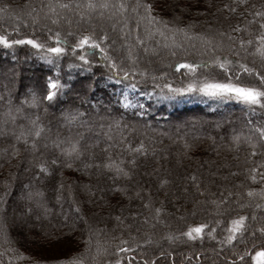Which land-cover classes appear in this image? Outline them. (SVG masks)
<instances>
[{
    "label": "trees",
    "instance_id": "1",
    "mask_svg": "<svg viewBox=\"0 0 264 264\" xmlns=\"http://www.w3.org/2000/svg\"><path fill=\"white\" fill-rule=\"evenodd\" d=\"M90 2L97 7L88 8ZM105 3L109 7H99ZM257 12L264 13V0H0V34L45 44L39 54L27 44L0 46V112L7 108L1 100L9 99L17 107L8 112L13 117L17 111L21 114L14 119V128L30 125L36 113L56 135L50 145L44 134H36L38 126L35 138L6 135L0 151V216L10 215L12 222L3 224L0 264L58 260L141 264L143 255L151 258L148 264H196L209 254L215 263L203 264H258L253 253L264 249V109L198 91L170 94L165 87L225 79V71L211 63L217 58L257 66L264 73V58L256 52L257 37L264 35V16ZM85 35L103 53L86 46L74 54L69 46ZM57 38L66 52L58 58L48 54L53 56L51 62L41 59L48 47L56 46ZM241 40L252 43L241 47ZM81 54L91 63L80 61ZM157 55L170 61L169 72L150 74L134 66ZM112 62L121 73L109 80L114 75ZM182 63L198 67L195 73L177 69ZM123 71L129 72L127 80ZM247 78L255 83L253 77ZM49 79L66 85L58 102L25 103L33 94L45 95ZM130 83L143 97L137 105L125 107L121 89ZM150 93L153 96L143 100ZM73 116L93 124L80 129L79 139L74 136ZM111 124L117 131L113 128L115 136L108 135L110 139L96 144L85 139L97 138L93 130L98 125ZM163 152L168 174L162 178L157 172L160 164L153 163L149 172L145 168ZM40 164L46 172L40 171ZM117 168L123 172L118 174ZM211 172L220 175L212 177ZM221 174L229 176V184L219 183ZM180 183L186 191H179ZM24 190L30 200L43 201L44 218L54 226L17 234L15 227L30 219L15 215L18 194ZM191 196L197 200L190 202ZM255 213L259 222L253 219ZM239 216L246 218L245 230L231 244L222 243L231 221ZM34 217L43 219L36 213ZM256 222L258 232L252 227ZM199 224L207 225L202 237L190 240L182 235ZM157 229H165L167 237H158ZM60 242L69 248L61 258L37 255V249Z\"/></svg>",
    "mask_w": 264,
    "mask_h": 264
},
{
    "label": "snow or ice",
    "instance_id": "2",
    "mask_svg": "<svg viewBox=\"0 0 264 264\" xmlns=\"http://www.w3.org/2000/svg\"><path fill=\"white\" fill-rule=\"evenodd\" d=\"M243 2V0H241ZM61 8H67L69 5L67 4H61L59 5ZM88 8H95L97 5L93 3L87 4ZM99 7L107 8L109 7L108 4H101ZM120 9H124L125 5L120 4ZM147 10L150 15V6H147ZM257 16H264V13L257 12ZM55 22V21H54ZM262 28H264V25H261ZM257 40L260 41L259 47L256 49V52L261 56V58H264V35L258 36ZM90 37L85 35L82 38L79 39V41L75 45H70L69 47L72 48L73 53L75 54L76 49H85V47H94L99 48L100 52L103 53L104 49L100 48V45L95 41L91 40V43H89ZM67 43V41H65ZM247 44H251L252 41H240L241 47H243ZM31 45L34 49L39 51H42L45 48L44 43H40L35 39L31 38H25V39H18L13 40L10 39L5 34H0V46H3V48H13L16 45ZM66 52V49L60 46L59 38H57L56 46L54 47H48L47 52L41 56V59H47L50 62L53 59V56H50L48 54H54L55 57H59L63 55ZM175 55V53H173ZM107 59V58H106ZM79 60L83 61L85 63H91V61L87 60V56L85 54H81L79 56ZM211 63L218 65L220 69H223L226 73L225 75V81L221 82L217 81L215 79L209 80L207 78H204L200 81L199 84L195 82L188 83L186 87H179V88H173L171 84L165 85L169 89L170 94H188L195 91H198L200 93H203L207 96H213V97H219L220 99H236L238 101H242L245 104H247L250 108L252 106H259L261 109H264V73L257 70L255 67H249L247 64L241 63L240 61H232L228 60L226 57L224 59L217 58ZM76 65H69V67H74ZM230 66H236L238 67V72H236L234 75L232 74ZM111 69L114 70V75L109 76L108 79L112 80L116 78L118 74L121 73V70L118 68L115 62H112L110 65ZM177 69L183 67L187 69L190 72L195 73L198 64L197 63H182L176 65ZM244 73L247 74L249 77H253L255 79V83L249 82V83H242L239 79L240 74ZM122 75L125 80L129 77V72L123 71ZM235 81V82H233ZM66 85L61 83L58 79H49L46 85V94L42 97L38 98L35 94H33L31 101H25V103H32L36 104L38 102V99H42L45 102H49L50 104H55L58 102V98L62 91L65 89ZM126 87L135 89L137 85L135 83L127 84ZM159 87V85H157ZM168 98H171L169 95ZM130 105L126 104L125 107H128ZM143 111V110H142ZM77 115H83L82 113H77ZM72 119H75V117H71ZM39 135V131L36 133ZM261 136L264 137V130H261ZM234 139H239V137H234ZM142 148V145L140 146ZM140 149H136L134 151H139ZM73 151H75V148H73ZM255 154V153H253ZM135 161H130V163H134ZM67 167H71V164H67ZM41 172H46L47 168L44 166V164L38 165ZM88 167V165H86ZM105 167H112V164H106ZM254 171V170H253ZM118 174L120 172H123V169L117 168ZM124 175H127V172L123 173ZM256 177L253 176L252 179H255ZM195 180V177L192 178ZM197 191H199V188H197ZM251 195V193H249ZM215 203V202H214ZM161 210L156 209L157 214H159ZM245 217L239 216L236 219H233L231 221V226L228 229V234L226 238L222 241L224 244H231L234 240H237L238 236L237 234H242L245 230ZM207 228L206 224H199L195 227H189L186 232L182 233V235L188 237L190 240H196L204 234L203 230ZM210 237L212 236V232L207 233ZM171 239V237H169ZM214 238V237H213ZM257 255H260V253H257ZM239 259H242V257H239ZM56 264H81L80 261H56ZM119 264V262H117Z\"/></svg>",
    "mask_w": 264,
    "mask_h": 264
},
{
    "label": "rangeland",
    "instance_id": "3",
    "mask_svg": "<svg viewBox=\"0 0 264 264\" xmlns=\"http://www.w3.org/2000/svg\"><path fill=\"white\" fill-rule=\"evenodd\" d=\"M144 53H147V52H144ZM126 55H128V54L126 53ZM154 55H155V53H154ZM117 56L115 58H117ZM164 56H166V55L164 54ZM118 57H120V56H118ZM150 63H154V66L150 65ZM134 66H136L138 68H141V67L142 68H145L146 70H148L150 72V74L153 73V72H155V71L156 72L158 71V72H164V73H166V72H169V70H171L170 61L169 62H167L165 60L162 61L160 59V55L155 56V58H153V57H146V58H144V61L143 62L134 63ZM230 68H231V71H232V74L233 75L238 71L237 70L238 68H232L231 66H230ZM256 68H257V70L260 71V68L259 67L256 66ZM239 79H240V81L242 83H249L250 82L249 79L247 78V74H244V73H241L240 74ZM252 79H254V78H252ZM209 80H212V79L210 78ZM217 81L226 82L225 79H223V77H221L220 79H217ZM233 82H235V81H233ZM0 94H1V91H0ZM121 94H122V97H123V104L124 105L128 104L130 106H134L135 104L137 105L138 104V100L143 97L142 94H140L136 88L135 89H132V88H128V87H123L121 89ZM151 96H153V95L150 93L147 97H144L143 100L149 99L148 97H151ZM21 97L22 96H19L20 99H21ZM184 101H187V99L184 100ZM1 102L3 104H5L7 106V108H5L3 110V113L0 112V151H1V148L4 146V143H5L4 140L6 138V135H9V133H13L14 136H16V137H30V136H32L33 138H35L36 134H34V129L36 128V126L39 127V132H41L42 134H44L45 139H46L48 145H50V143H52V142H50V141H52V139H56V135H54L55 133L52 134V128H50L48 126L47 122H45L44 120H41L40 119V118H42V116H39V115L37 116L36 113L33 114L32 119H31L32 123L30 125H28L26 127H22V128L21 127L20 128H16V127L14 128L13 121H14L15 118L20 117L21 114L17 111L15 113V116L13 117L8 112L9 111L8 108H16L17 106L14 105V104H12L11 102H9V99H7V100H3L2 99ZM72 125H73V128H75V130H76V134L74 136H75V138H78L79 139V136L81 135L80 129L83 128V127H86V126L87 127H92L93 124L91 123L89 125L86 120H83L81 118H76L74 120V123ZM103 128H105L106 131H105V129L103 130ZM113 128L114 129L117 128L116 124H111L109 126L98 125V128L95 129V130H93L91 128L93 130V133L97 136V138H90L89 137V138H85V139H87V141L91 140L95 144L97 142L101 141L102 139H110L109 136L110 137L111 136H115L114 131H112ZM77 130H78V132H77ZM104 132H107V134H105ZM95 144H94V146H95ZM37 155H38V153L37 154H34L32 156L36 157ZM90 159H91V161H94V155H92ZM165 160L166 159H165L164 152L161 153L160 155H156L154 158H152V159L149 160V162L147 164L148 166L145 168L146 171L149 172V169L151 168L150 166L153 165V163H157V164H160L161 165V169L157 171L159 173V176L162 177V178L163 177H166V175L168 174V172H167L166 166L164 164ZM218 175H220V173L211 172V176L212 177H217ZM221 175H223V176H219L220 177L219 178V180H220L219 183H221V184H229V176H224V174H221ZM94 177L99 178V172H95L94 173ZM235 177L236 176H234L232 178L235 180ZM37 180L42 181V179L41 180L40 179H37ZM180 184H182V186H181V188H180L179 191H182V190L183 191H186L185 190L186 185L184 183H180ZM141 185L142 184H138L137 187L139 188V187H141ZM25 193L26 192L24 190L22 192V194H18L19 208L17 210L19 211V213H17L16 212L17 210H16L15 211V215L16 216L19 215V214L25 215V216L30 215L29 216L30 219H29V221L26 220V222L23 223V225L21 224L22 226H19V227L16 226L15 227V230L17 231V234L20 235L21 232L24 229H28V230L29 229L46 230V229H49L52 226H54L55 225L54 222H52L51 220H48V219L44 218V216H45V215H43L44 214V211H43L44 208L42 207L44 205L43 201H41V202H34V201L30 200L29 199V196L25 195ZM187 194H189V193L186 192V196H187ZM188 199L190 200V202H194V201L197 200V198L195 196H191ZM236 201L238 202L239 200H236ZM238 203H241V201L238 202ZM56 208H57V206H56ZM35 213H36L37 216L43 217V219L40 222H39V220H37L34 217L35 216ZM49 213H50V211H49ZM49 213H47L46 215L48 216ZM262 216H264V215H262ZM253 217H254L253 218L254 220H256L257 222H259L260 216H259L258 213H255L253 215ZM263 219H264V217H263ZM11 222H12V220H11V216L10 215L7 216V217H5V218H3L2 215L0 216V233H1L0 235H1V237L3 235V238H4V235L6 233V230L4 229L3 224L5 226H8V225H10ZM257 222L256 223H253V226H252L253 227V231H255V232L260 231V230H258L259 229V226H260V223H257ZM157 230H159L158 231V237H161V236L167 237V232L165 231V229H157ZM3 231H4V234H3ZM99 241H100V239L98 238L96 242L98 243V246H101V244H100ZM68 249L69 248H67V245L61 244V242H60V243H55L54 245L53 244H50L46 248H43L42 247V248L37 249L38 250L37 255L41 256L42 258H44L46 260L47 259H50V257L55 258V257H59L60 256V258H61V255L62 254L65 255V254H67L69 252ZM219 249L220 248H218V250ZM60 253H62V254H60ZM220 253L221 252L219 251V254ZM257 253H260V255H257ZM223 255H224V253H223ZM213 256H214L213 254L212 255L209 254L205 258H201L196 264H203L204 261H208L209 263L210 262L215 263ZM174 259H175L174 263H178L179 262V259H178V257L176 255H175ZM253 259L258 264H262V262L264 261V249H258V250H256L253 253ZM188 260H190V259H188ZM140 262H141V264H148V263L151 262V258L149 256L143 255V257L140 259ZM169 263L172 264V261H170Z\"/></svg>",
    "mask_w": 264,
    "mask_h": 264
}]
</instances>
